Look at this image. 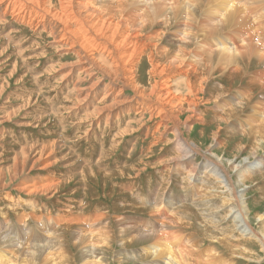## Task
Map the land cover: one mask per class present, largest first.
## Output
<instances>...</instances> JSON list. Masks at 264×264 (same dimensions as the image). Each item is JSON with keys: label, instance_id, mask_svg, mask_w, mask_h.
Wrapping results in <instances>:
<instances>
[{"label": "rangeland", "instance_id": "obj_1", "mask_svg": "<svg viewBox=\"0 0 264 264\" xmlns=\"http://www.w3.org/2000/svg\"><path fill=\"white\" fill-rule=\"evenodd\" d=\"M153 1L157 2L158 0ZM165 1H171V3L181 1L183 3L185 0ZM52 2L57 5L58 11L63 16L67 18L68 16L74 17L73 23L76 29L81 31L78 46L81 43L86 44L84 48L86 53L85 51L82 52L88 54V56L90 55V59L92 58L91 70H87L84 65H80L81 63L79 64L76 56L67 54L68 50L61 51L59 49L66 42L64 35L66 33L62 28L66 22L58 19L61 30L59 29L53 33L54 36H50L49 31L55 28L52 25L38 21L39 17L31 16L32 9L29 8L30 11L25 9L29 5H25V8L21 6L23 0H0V127L16 128L19 121H21V124L23 123L21 118L27 116L29 107L35 102L34 98L33 96L29 98L14 97L13 94H15L14 90L21 86L23 78L34 72L35 68L38 79L36 83L42 90L46 89L45 82L50 81L51 86L53 85L52 79H54V85L59 87L58 91H68V95L62 98L61 105L60 100L55 101L56 107L53 108L49 116H41L37 119L46 120L51 117H58L61 114L64 116L67 111H71L69 115L75 113L76 118L72 121V124L81 127L80 142L90 151L93 157L92 160H99V162L96 168L84 167L95 171V175L89 177L90 174L88 176L83 174V170L79 173L75 171V166L69 155L58 151L62 149L61 146L53 148V144L46 146V149L45 146H39L44 150H35L31 149L33 146H26L29 150L25 152L27 157H22L20 155L16 156L20 149L14 148L12 144L6 145L0 141V228L3 230V232L0 230V233H7V235L13 237L14 242H19L17 239L20 238L21 243L17 245V248L20 251H25V253L29 251L28 248L31 247L29 245L36 242L30 243V241H27L29 240L28 233L35 235L36 238L38 237L37 245H43L42 243H46L52 237L51 234L49 235L50 231H57L58 235H63L61 245L58 248L55 247L56 250L51 252L52 255L44 257L46 264H149L146 261L139 263L124 261L122 258L124 256L131 255L129 257H133V255L144 254V248L148 247L149 244L142 242H131L129 244L127 240L131 236V232L128 229L122 235V228L133 227L141 231L149 228L155 231L161 230L165 227L164 220L167 217L170 219L177 216L179 211H183L181 210L182 207H190L188 213L191 216L189 220L193 219V226L186 227L187 230L184 234L194 236L198 230L197 222L202 219V215L211 217L212 214L220 212L218 207L224 203L223 196L218 195L209 207L201 209L202 214L200 210L196 211L194 209L192 203H195V200H190L191 197L188 198L187 196H191L194 188L192 186L187 187L188 185L183 178V171L180 168L179 170L176 169L177 160L170 162L175 157V151H177L176 130L186 127V125L190 126L189 130L183 128L180 131H183L185 136L200 148L201 156L196 158L198 164L203 162V156L213 153L223 161L225 169L227 165L225 163L232 159L235 160L236 155L239 156L238 161L247 158L251 153V143L253 142H250V137L247 136H243V139L242 136H229L226 129H230V127L224 123L221 124L222 132L219 137L221 145L216 144L214 136L220 125L212 120V116L217 111V107H203L205 111L203 114L206 115V122L204 123L197 121V118L189 120L191 116L189 113L182 114V111L172 108L168 112L160 113V105H164L167 100V90L164 87L166 82L164 79H157L155 73L151 74L150 71H154L156 68L149 60V55L139 58L140 64L139 61L136 64L139 65V68L135 65V60L130 63L134 59L133 50L136 47L135 42H131L132 40L129 39L130 32L127 34L124 27H119V22H112L109 19L104 20L106 17L100 14L101 12L92 10V13L91 10L89 11L90 4L88 9L84 8L85 6L82 4H86L87 1L52 0ZM203 2V10L209 12L206 20L210 22L214 20V15L218 11L219 1L203 0ZM78 3H81L82 6H77ZM71 4L74 9H68ZM86 9L88 13H86ZM78 10L81 12H78ZM82 12L85 13L84 16ZM89 12L92 14L90 13L91 15L88 16ZM62 15L61 18H63ZM92 15L93 17H91ZM101 16L104 18L103 20ZM64 19L67 21L66 18ZM25 20L31 21L32 25L30 26ZM254 26L252 25V27ZM160 30L163 31V28ZM182 32V27L167 30L163 38L164 46L168 50L173 49L174 46L170 41H175L177 37H183ZM213 37L218 38L219 35L202 36L201 39L204 40L203 43L209 44V40ZM226 37L228 39L227 43H229L231 41L230 36L226 35ZM95 38H99L100 41L106 40L119 49L115 69L122 72L120 73L121 76H108L107 71L101 70V67H104L100 66L99 62H95L97 55ZM108 38L109 40H107ZM91 43H95V46L90 47ZM210 45L212 44L210 43ZM134 66L138 68L139 82L131 77V68ZM258 67L256 63L253 64L250 73L247 75L253 76L263 71L264 62L260 64V69L256 70ZM157 70L160 71L161 68H157ZM22 73H26V75L22 76ZM244 75L246 76V73ZM213 76L217 78L216 83H220L224 88H229V82L234 79V83L230 86L232 91H242L248 85V80L244 77L226 79L219 78L221 76H218V74ZM48 77L52 79H48ZM33 83L34 81L31 82V84ZM157 85L158 87H156ZM155 87L157 90L153 92ZM210 90H213L212 85L209 86V90L203 96L202 101L209 102ZM143 92H145V96H143ZM253 93L251 104L262 106L264 96L260 93V90H255ZM44 94L46 95V92ZM50 96L53 98L54 94L51 93ZM8 103L10 106H6ZM5 107L7 108L5 109ZM2 108L10 113L1 111ZM16 108L19 110H15ZM16 112L18 114H15ZM248 113L250 111H246L242 120L245 119V115ZM172 117L177 123L176 127H174ZM71 118H74V116ZM257 119L254 116L252 121L256 122ZM23 125L25 127L24 123ZM166 128L169 129L165 131ZM0 138L2 137L0 136ZM113 140H115L116 145L113 147L109 158L105 162L103 161V169H101V154L104 150H109L113 146ZM258 153L261 154L260 151ZM35 161L37 163H34ZM40 163H45V165L40 166ZM104 174L110 176H104ZM40 176L42 179H39ZM49 176H52V178L46 180V177ZM25 177L28 186L39 180L38 183H34L35 187L47 184L57 186L58 183L59 187H54L56 189L53 188L52 192H47L46 189V192H44L41 189L35 195L29 196L17 190L26 187V183H20L21 180L25 182ZM16 178L18 180L15 181ZM232 178L234 188L242 190L244 202L248 205L251 225L256 229L259 223L258 217L264 215V181H261L264 176H258L253 181H247L241 185L238 177L233 176ZM199 185L197 188L203 187L201 184ZM196 198L197 196H194V199ZM180 199L183 201L173 206ZM19 201H22L21 205ZM156 201H162L159 204L160 206L158 205L161 209H158L157 205H154L155 209L153 208L151 202L155 203ZM165 212L166 215H161ZM98 214L106 215L105 218L107 219H105L103 225L107 226L109 223V226L102 233L96 235L98 226L95 225L94 227L93 222ZM9 220L11 222L8 223L9 228L7 229L5 224L7 225ZM214 221L216 222V219ZM121 222L124 225L121 226ZM88 232H91L88 244H83V246L75 244L73 240L75 235L78 233L87 234ZM169 232H173L171 228H169ZM165 234L167 235V232ZM230 234H233V232H230ZM167 237L169 239L170 235L165 236L166 240ZM99 238L103 239L102 242ZM199 238H201V248L200 251L194 253L193 257L197 262L207 260L216 253H221L224 256L222 264H264V254L259 253V249L252 246L251 243L245 245L250 250L257 252V255L253 256V259H245L241 255L242 252H246L244 248L235 246H232L231 249L224 246H217L218 248H216L209 234L206 236L200 234ZM107 241L110 245L106 248ZM123 242H126L125 246L122 244ZM177 244H179V247L185 246L183 241H177ZM92 245L96 251L93 256H90L85 252L93 249ZM61 249L63 251H60ZM156 250L151 249V251ZM12 256L11 254L6 260H11ZM63 258L67 259V262ZM233 258L238 263L234 262ZM18 260H20V257H18ZM0 263L7 264L6 261H0ZM36 264L44 263L41 261Z\"/></svg>", "mask_w": 264, "mask_h": 264}, {"label": "bare ground", "instance_id": "obj_2", "mask_svg": "<svg viewBox=\"0 0 264 264\" xmlns=\"http://www.w3.org/2000/svg\"><path fill=\"white\" fill-rule=\"evenodd\" d=\"M84 1H87L86 4H82L85 6H83L84 8L88 9L90 4V8L88 9L89 11L91 10L92 12L93 10L95 12H101L100 14H103L104 17H106L104 19L102 15V20L109 19L112 20V22H119V27H124L127 34L130 32L129 39L132 40L131 42H135L136 46L133 50L134 59L130 63H133L135 60V65L137 64V61H139L140 64L139 58L149 55V60H151V63H153L156 68L154 71H150L151 74L155 73L158 77L157 79H164L166 82L164 87L167 90V100L165 101L164 105H160V113L168 112L170 108H172L182 111V114L189 113L191 115L189 120L197 118V121L199 120L204 123L206 122V115L203 114L205 113L203 107H217V111L214 112L212 116V120L220 125L214 136V141L216 144H219V146L221 145L219 137L221 136L220 134L222 132L221 124L224 123L230 127V129H226L229 136H242V139L243 136H247L250 137V142H253L251 143V153L247 158H243L241 161H238L239 156L236 155L235 160L232 159L225 163L227 164L225 169L223 161L213 153L209 154L208 156H203V162L198 164L196 162V158L201 156L199 151L200 148L195 143L191 142L185 136L183 131H180V129L183 128H187L189 130L190 126L186 125V127H181L179 130H176L175 139L177 140V151H175V157L172 158L170 162L177 160L176 169L179 170L180 168V170L183 171V178L185 183L188 185L187 187L192 186L194 188V192L191 193V196L187 195L188 198L191 197L190 200H195V203H192L194 209L196 211L200 210L201 213V209L209 207L210 203L218 195L223 196L224 203L218 207V211L220 212L212 214L211 217L202 215V219L197 222L198 230L194 236H188L184 234L187 228L193 226V219L189 220V217L191 216L188 213L191 209L190 207H182L181 210L183 211H179L177 216H173L170 219L167 217L164 220L165 227L163 226L164 228L161 230L155 231L154 229L149 228L148 230L141 231L140 229H134L133 227L122 228V235H124L128 229L131 232V236L127 240L129 244L131 242H142L149 244L148 247L144 248V254L133 255V257H129L131 255L128 257L124 256L122 257L124 261H132L135 263L146 261L149 264H222L224 261V256L221 253H216L213 257L207 260H200V262H197L193 259L194 253L200 251L201 248V238H199L200 234L205 236L209 234L211 240L214 241V246L216 248H218L217 246H224L227 249H231L232 246L244 248L246 252H242L241 255L245 259H253V256L257 255V252L246 247L245 244L248 243H251L252 246H256L259 249V253L264 254V215H260L258 217L259 223L257 225L258 228H256V231L254 226L251 225L248 205L246 202H244L242 190H237L234 188V181L232 178L233 176L238 177L239 184L241 185L245 184L247 181H253L254 179L258 178V176H264V153H262L264 152V103L262 106L251 104V97L254 95L253 92L255 90L257 91L259 89L260 93H262L264 96V70L253 76L247 75L250 73L253 64L256 63L259 66L256 69L258 70L260 69V64L264 62V0H218V11L214 15V20L210 22L206 20V16L209 14V12L203 10V0H185L183 3L181 1H174L171 3V1L166 2L165 0L163 2L161 0H158L159 2H154L153 0ZM78 4L77 6H82ZM25 5H29V7L26 6L27 8H25ZM21 6L28 11L32 9L33 11L31 10V16L39 17L40 20L38 19V21L43 24L52 25L53 28H55L49 31L50 36H54L53 33L61 28V24L58 19H60L62 22H68L62 27L64 33H66L64 34L66 42L64 45H61L59 49L61 51L68 50L69 52H67V54H73L76 56L79 64L81 63L80 65H84L87 70H91L90 63L93 61L91 60L92 58L90 59V55L88 56V54H85L86 50L84 48L86 47V44L81 43V45L78 46V39L81 37V31L76 29L75 24L73 23V16H68V18L63 16L58 11L57 5H55L52 0H23ZM68 9H74L72 4ZM88 10L86 13H88ZM79 11L80 10H78V12ZM91 12H89L88 16L93 13ZM61 15L63 18H61ZM76 17L78 18V16ZM91 17H93V15ZM29 18L32 19L31 17ZM64 18H66L67 21ZM96 18L98 19V17ZM25 21H27L30 26L32 25L31 21ZM252 25L254 27H252ZM179 27H182L183 29V37H177L175 41L171 40L170 42L174 47L173 49L168 50L163 43L165 33L170 28ZM161 28H163V31L160 30ZM244 30H246V32H244ZM199 31L202 32L198 33ZM217 35H219V37L211 38L209 40V44L203 43L204 40L201 39L202 36L210 37ZM226 35L230 36L229 38L231 41L229 43H227L228 39ZM107 40H109V38ZM94 41L97 45V55L96 59L95 57L94 59L95 62H99V65L104 67H101V70L107 71L108 76L111 77L121 76L120 73L122 72H118L117 69H115V62L119 57V49L114 47L106 40L100 41L99 38H95ZM95 43H91L90 47L92 45L95 46ZM210 43L212 45H210ZM102 45L105 46L102 48ZM176 48L178 49L175 51ZM82 51H85V53ZM136 66L138 67L139 65ZM136 66L131 68V77L133 79H137L136 82H139V67L136 68ZM157 68H161V70L159 71ZM245 73L248 78L244 75ZM214 74L221 76L219 78L226 79L244 77V79L248 80V85L242 89V91H232L230 90V86H232V83H234V79L229 82V88H224L220 83H216L217 78L213 76ZM211 85L213 86V90H210L211 96L209 98V102L202 101L203 96H205L209 90V86ZM156 87H158V85ZM156 87L153 89V92H156ZM142 94L145 96V92ZM250 104L251 107L249 108ZM6 108L7 107H5V109ZM3 109L4 108H2L1 111H7ZM15 110L19 109L16 108ZM246 111H250V113L245 115V119L242 120V117ZM9 113L10 112H8V114ZM15 114L18 113L16 112ZM254 116L258 118L256 122L252 121ZM168 117L170 118L171 116ZM172 121L174 127H176L177 123L175 120H173V117ZM167 129L169 128H166L165 131ZM115 140H113V146L109 150H104V152H102L100 162H105L109 158L113 147L116 145ZM55 146L58 145L54 144L53 148ZM25 148L26 147H22L20 150L21 153H17L16 156L20 155L22 157H27L25 152L28 149ZM44 148L46 149V146ZM31 149L41 150L42 148L33 145ZM259 151L261 154L258 153ZM48 153L51 154L50 152ZM34 163L37 162L35 161ZM43 164L45 165V163ZM43 164L40 163V166ZM104 171L102 172L104 173ZM82 172L83 174H87V176L90 174L89 177H91V175H95V171L90 170V168H83ZM104 176L110 175L104 174ZM16 180H18V178H16L15 181ZM261 181H264V178ZM20 183H26V187L17 190L19 192H24L29 196L35 195L41 189H43L44 192H48L59 187V183L58 185L56 184L57 186L47 184L41 187H35L34 183L28 186L26 177L25 182L21 180ZM199 184H201L203 187L197 188ZM194 196H197V198L194 199ZM181 201L183 200L180 199L179 202L174 203L173 206H176ZM161 203L162 201H156L155 203L151 202L153 208L154 205H157L158 209H161L158 207V205ZM162 214L166 215V212L161 213V215ZM105 217L106 215L98 214L94 218L95 220L93 222V226H98L96 235L102 233L104 229L108 228L109 223L108 225L106 224L107 226L103 225L105 224V219H107ZM215 219L216 222L214 221ZM9 222L11 221L9 220L7 221V225L5 224L7 229L9 228ZM122 224L124 225V223L121 222V226ZM153 225L155 226V224ZM169 228H171V231L173 232L168 233ZM0 230L2 229L0 228ZM166 232L167 235L165 234ZM230 232H233V234H230ZM50 234L52 237L48 239L46 242L47 244L42 243L43 245H37L36 242L38 237L36 238L35 235H30L28 233L29 240L27 241H30V243L36 242L32 244L29 243L30 245H28L31 247H29V251L25 253V251H20L17 248V245L21 243L20 238L17 239L19 242H14L13 237H10L7 235V233H0V261H6L7 264H36L42 261L44 264H46V259L44 257H47L52 251H55V247L57 246L58 248L64 238L63 235H58L57 231H50L49 235ZM87 234L78 233L75 235V238H73L75 244L81 246H83V244H88L90 242L91 232H88ZM168 235H170V238L168 239L167 237L166 240L165 236ZM101 238L99 239L101 240ZM102 240L100 242H102ZM177 241H183L185 246L179 247ZM122 244L125 246L126 242H123ZM109 245L110 243L107 241L105 247L107 248ZM92 248L93 249L87 250L85 253L93 256L96 249L93 245ZM151 249L157 250L151 251ZM60 251L63 250L61 249ZM11 254L13 255V260H6V258ZM18 257H20V260H18ZM66 260L67 259H65V261ZM233 260L234 262L238 263L236 259L233 258Z\"/></svg>", "mask_w": 264, "mask_h": 264}, {"label": "crops", "instance_id": "obj_3", "mask_svg": "<svg viewBox=\"0 0 264 264\" xmlns=\"http://www.w3.org/2000/svg\"><path fill=\"white\" fill-rule=\"evenodd\" d=\"M26 73H22V76ZM48 79H52L48 77ZM26 82H24V81ZM21 86L17 87L13 94L14 97H24L29 98L33 96V104L29 107V112L27 116L21 118V121L17 123V127H0V141L3 144H12L14 148L20 149L26 146L38 145L50 146L56 144L61 146L59 152L69 155L72 160L75 171L77 173L81 172L84 167H95L98 165L99 160H92L93 157L87 147L80 142L81 127L74 126L72 121L76 118L75 113L69 115L71 111H67L64 116L63 114L58 117H51L46 120H38V117L49 116L54 107H56L55 101L60 100V105L62 104V98L68 95V91H58L56 85H54L55 80H53V85L50 86V81L45 82V90H42L40 86H37L36 81V69L31 72L27 77L23 78ZM31 84V82H33ZM46 92V95L44 94ZM51 93L54 94L51 98ZM6 106H10L9 103ZM49 107V108H48ZM74 116V118H71ZM29 117V119H27ZM9 137V138H7ZM11 139V140H10ZM15 142V143H14ZM20 145V146H19ZM6 148V146H4ZM101 163V169L103 166V161ZM52 178V176L46 177ZM31 179V178H30ZM39 179H42L41 176ZM37 180L34 183H38ZM40 182H42L40 180Z\"/></svg>", "mask_w": 264, "mask_h": 264}, {"label": "built area", "instance_id": "obj_4", "mask_svg": "<svg viewBox=\"0 0 264 264\" xmlns=\"http://www.w3.org/2000/svg\"><path fill=\"white\" fill-rule=\"evenodd\" d=\"M8 16H9V14L7 15V18H8ZM22 24H24V23H22Z\"/></svg>", "mask_w": 264, "mask_h": 264}]
</instances>
